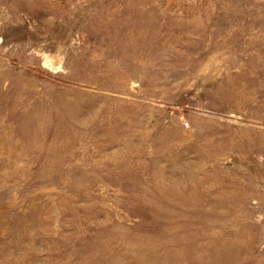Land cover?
Listing matches in <instances>:
<instances>
[{
  "label": "rangeland",
  "instance_id": "obj_1",
  "mask_svg": "<svg viewBox=\"0 0 264 264\" xmlns=\"http://www.w3.org/2000/svg\"><path fill=\"white\" fill-rule=\"evenodd\" d=\"M0 264H264V0H0Z\"/></svg>",
  "mask_w": 264,
  "mask_h": 264
},
{
  "label": "bare ground",
  "instance_id": "obj_2",
  "mask_svg": "<svg viewBox=\"0 0 264 264\" xmlns=\"http://www.w3.org/2000/svg\"><path fill=\"white\" fill-rule=\"evenodd\" d=\"M189 240V239H188Z\"/></svg>",
  "mask_w": 264,
  "mask_h": 264
}]
</instances>
